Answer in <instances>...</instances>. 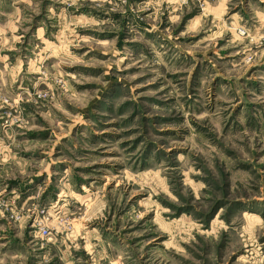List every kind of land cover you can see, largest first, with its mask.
Listing matches in <instances>:
<instances>
[{
    "label": "rangeland",
    "instance_id": "374dc122",
    "mask_svg": "<svg viewBox=\"0 0 264 264\" xmlns=\"http://www.w3.org/2000/svg\"><path fill=\"white\" fill-rule=\"evenodd\" d=\"M2 200L0 264H264V0H0Z\"/></svg>",
    "mask_w": 264,
    "mask_h": 264
},
{
    "label": "built area",
    "instance_id": "2783aa9c",
    "mask_svg": "<svg viewBox=\"0 0 264 264\" xmlns=\"http://www.w3.org/2000/svg\"><path fill=\"white\" fill-rule=\"evenodd\" d=\"M243 31H241L240 32V34L241 35H243ZM244 36V35H243ZM9 204H8V202L7 201H0V211H3V210H5V208L8 206ZM33 227H37L36 225H34ZM40 227V226H39ZM39 233L40 234H43L44 236H45V234H47L48 233V231L45 229V228H43V227H40L39 228Z\"/></svg>",
    "mask_w": 264,
    "mask_h": 264
}]
</instances>
